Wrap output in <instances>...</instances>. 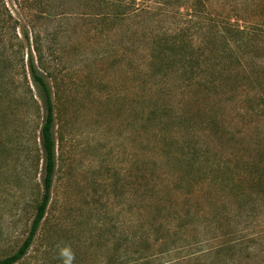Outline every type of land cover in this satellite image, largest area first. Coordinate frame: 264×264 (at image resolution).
Instances as JSON below:
<instances>
[{"label": "rangeland", "instance_id": "rangeland-1", "mask_svg": "<svg viewBox=\"0 0 264 264\" xmlns=\"http://www.w3.org/2000/svg\"><path fill=\"white\" fill-rule=\"evenodd\" d=\"M121 3L129 14L105 21L112 0H0V17L21 23L0 29V260L44 191L33 51L52 89L56 167L16 264H264V176L249 175L250 163L264 172V0ZM27 13L41 15L29 43ZM165 37L204 49V77L178 71L191 52L153 56Z\"/></svg>", "mask_w": 264, "mask_h": 264}, {"label": "trees", "instance_id": "trees-1", "mask_svg": "<svg viewBox=\"0 0 264 264\" xmlns=\"http://www.w3.org/2000/svg\"><path fill=\"white\" fill-rule=\"evenodd\" d=\"M18 1V0H17ZM100 1V0H99ZM113 4L108 5L110 8V11L106 13L104 20L107 21L110 16L114 17H126L129 14V10L121 3V0H112ZM134 1V0H133ZM102 3V2H101ZM127 5L129 3H126ZM128 11V12H127ZM45 15V14H44ZM38 19H41V15H31L30 13L25 14L23 17L24 21L22 23L23 27V34L25 39L29 43V33L30 28L36 30V22ZM19 24V19L15 18L12 14L8 12V14H5L3 17H0V29L4 31H12L13 29H16V26ZM21 25V23L19 24ZM10 29V30H9ZM232 31L231 27L227 28V32ZM35 32V47L34 51L38 55V60L41 61L42 59V51L40 49L39 45V37L37 36L36 31ZM179 43H177V41ZM184 39L174 37L170 40V38L165 37L164 39L155 40V48L153 46V49L155 50V54L153 56L160 54L162 49L166 52H176V51H183L184 53L189 55L188 59L185 58L182 60V64L179 65L178 71L180 73H184L189 71L188 73L191 74L187 77L197 80V78H200L201 76L204 77L205 72L207 71L206 62H203L202 60L195 57L194 53H200L204 49L200 47H196L192 43H187V46H180V43ZM162 47V49H161ZM34 52H31V55L29 56V73L31 75V78L34 82V84L37 86V88L40 91L41 97L43 99L44 105L46 107V116L43 123V126L41 128V139H42V146L44 150V178H43V184H44V191L41 198L40 203L37 206L35 217L32 221L30 231L28 233V236L24 240L23 244L20 246V248L11 256H8L4 259L0 260V264H16L18 261L23 259L25 255L28 253L30 247L32 246L34 239L37 235V232L39 230V227L46 215L47 208L49 206L50 200H51V191L53 186V179H54V173H55V167H56V143H55V137H54V124H55V115H54V101L52 97V89L50 86V83L48 82L47 76L41 73L38 65L36 64V61L34 60L33 55ZM201 55V54H200ZM156 58V57H155ZM162 62V61H160ZM157 65L156 59L151 62V67L155 70ZM210 71V70H209ZM197 73V75H196ZM52 77V75H50ZM192 81V80H191ZM183 163L185 166L194 167L195 165H198V159L193 154H185V157L183 158ZM250 173L249 175L252 176L251 178V184L254 186L262 185V177L264 176L263 167L259 163H250ZM256 176V177H255ZM149 258H145L142 260L137 259H127L122 264H146L148 262Z\"/></svg>", "mask_w": 264, "mask_h": 264}]
</instances>
